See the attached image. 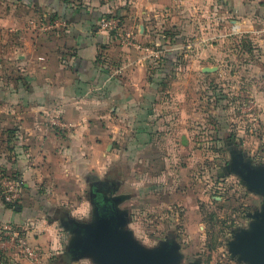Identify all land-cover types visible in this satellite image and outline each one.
Wrapping results in <instances>:
<instances>
[{"label": "rangeland", "instance_id": "374dc122", "mask_svg": "<svg viewBox=\"0 0 264 264\" xmlns=\"http://www.w3.org/2000/svg\"><path fill=\"white\" fill-rule=\"evenodd\" d=\"M23 1L0 0V57L5 60L0 66V92L15 91L16 78L23 77L16 58L8 57L10 51L26 35L53 31L47 24L50 20L52 25L54 14L58 15L46 0L33 6ZM56 1L80 4V0L51 3ZM47 10L50 14L45 16ZM241 13L252 15L248 30L217 41L221 53L208 57L213 71L202 70L198 63L193 67L181 31L166 29L160 38L147 40L136 35L134 39L149 50L139 49L123 42L127 32L123 17L106 14L122 20L119 30L109 32L114 39L152 58L148 77L160 79V87L150 90V112L141 120L125 114L127 109L130 115L135 113L137 102L125 109L119 100L107 103L103 111L113 113L118 128L106 134H85L88 143L97 142L98 147L67 151L83 160L70 167L51 159L45 165L47 180L33 178L31 182L19 171L0 167V174L22 182L21 196L15 201H7L0 191L2 204L15 214L0 222V230L4 224L23 228L31 244L43 253L41 264H81L85 257L97 264L92 256L74 259L69 255L77 234L66 228L63 218L92 222L95 208L90 182L109 181L106 196L127 212L124 228L144 247L151 249L173 240L179 246L181 264H248L232 254L230 242L236 233L250 228L253 214L262 210L264 194L251 190L231 163L241 153L254 166H264V0L243 6ZM174 47H182L188 55L181 58L175 77L164 76L163 57ZM114 78L120 81L116 75ZM60 117V124L49 121L51 114L46 119L54 132L71 140L72 132ZM85 199L92 205L91 212L84 217L73 215ZM43 234L56 235L58 241L53 245L52 237L50 243H41ZM9 253L15 264H34L16 250ZM0 255H4L1 250Z\"/></svg>", "mask_w": 264, "mask_h": 264}, {"label": "crops", "instance_id": "0c3cea01", "mask_svg": "<svg viewBox=\"0 0 264 264\" xmlns=\"http://www.w3.org/2000/svg\"><path fill=\"white\" fill-rule=\"evenodd\" d=\"M43 1L23 2L33 6ZM51 1L46 0V5L58 12L52 24L58 19L61 24L50 28L49 20L47 29L53 31L26 35L23 43L10 51L8 57L16 58L23 77L16 78L15 91L0 92V167L19 171L31 182L47 180L45 165L51 159L69 167L76 160L82 163L81 156L76 158L66 152L97 148L98 143L90 145L85 134L115 131L113 113L103 111L107 103L119 100L125 103V109L130 102H137L136 112L130 115L127 109L125 114L137 115L141 120L150 112V90L160 87V79L148 77L154 64L152 58H147L143 50L120 44V40L103 31L99 27L102 16L121 15L127 31L143 40L160 38V32L166 29L181 31L188 41L193 67L198 63L203 70L209 66L208 57L221 53V43L217 41L248 30L252 15L241 12L243 6L258 0H80L79 5ZM47 11L45 16L50 14ZM170 54L176 55L174 61L169 59ZM184 55L188 53L182 47L167 51L163 75L175 77ZM4 61L0 57V66ZM49 114L62 116L72 132L71 140L53 131L52 123L46 119ZM67 144L61 155V148ZM11 210L0 200V222L15 217ZM52 237L55 245L56 235L43 234L39 240L50 243L48 239ZM9 254L0 255V264H15Z\"/></svg>", "mask_w": 264, "mask_h": 264}, {"label": "water", "instance_id": "95a60500", "mask_svg": "<svg viewBox=\"0 0 264 264\" xmlns=\"http://www.w3.org/2000/svg\"><path fill=\"white\" fill-rule=\"evenodd\" d=\"M214 69L204 68L205 71ZM231 168L251 190L264 194V166H254L238 153L233 156ZM253 218L250 228L237 233L230 242V251L248 264H264V205ZM128 220L126 211L114 207L111 213L95 210L92 222L77 221V236L69 246L74 259L92 256L97 264H181L175 241L167 240L155 248H146L124 228Z\"/></svg>", "mask_w": 264, "mask_h": 264}, {"label": "built area", "instance_id": "2783aa9c", "mask_svg": "<svg viewBox=\"0 0 264 264\" xmlns=\"http://www.w3.org/2000/svg\"><path fill=\"white\" fill-rule=\"evenodd\" d=\"M121 18L117 17H106L103 16L100 19L99 27L106 32L113 30H119L121 27ZM61 24V20H56L49 27H53ZM123 42L127 44L134 45L139 49H148V47L143 46L134 39V34L131 32H126ZM59 114L51 116L49 119L53 124H60ZM21 180L9 174H0V191L7 201H15L21 196ZM0 230V250L4 254L8 253L9 250H16L17 252L23 254L29 258L34 264H41L43 260V253L35 248L29 238L27 232L19 226L12 224H4L1 226Z\"/></svg>", "mask_w": 264, "mask_h": 264}, {"label": "flooded vegetation", "instance_id": "af4514ba", "mask_svg": "<svg viewBox=\"0 0 264 264\" xmlns=\"http://www.w3.org/2000/svg\"><path fill=\"white\" fill-rule=\"evenodd\" d=\"M110 188V182L104 181V183L99 181L90 182V199L92 204L94 205L95 210L100 212L111 213L112 209L115 207L113 201L108 199L106 193ZM63 223L69 231L75 232L78 229L77 221L74 219H70V217L63 218ZM239 233V232H238ZM237 234V233H236ZM72 256V253H69Z\"/></svg>", "mask_w": 264, "mask_h": 264}, {"label": "clouds", "instance_id": "9594fccd", "mask_svg": "<svg viewBox=\"0 0 264 264\" xmlns=\"http://www.w3.org/2000/svg\"><path fill=\"white\" fill-rule=\"evenodd\" d=\"M91 210H92V205L90 201L85 199L82 202L81 206L73 212V215L84 217L87 216L91 212ZM81 264H90L89 258L87 257L83 258Z\"/></svg>", "mask_w": 264, "mask_h": 264}, {"label": "trees", "instance_id": "16d2710c", "mask_svg": "<svg viewBox=\"0 0 264 264\" xmlns=\"http://www.w3.org/2000/svg\"><path fill=\"white\" fill-rule=\"evenodd\" d=\"M102 17H103V16H102ZM102 17H101V18H102ZM101 18H100V19H101ZM175 54H177V53H175ZM170 55H171V58H169V59H170L171 61H174L173 58H175L176 55H174V54H170ZM167 60H168V59H167Z\"/></svg>", "mask_w": 264, "mask_h": 264}]
</instances>
